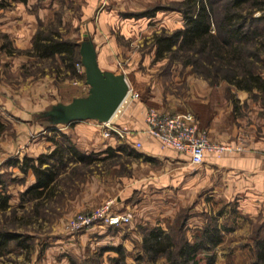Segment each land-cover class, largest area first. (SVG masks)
Instances as JSON below:
<instances>
[{
    "label": "rangeland",
    "instance_id": "1",
    "mask_svg": "<svg viewBox=\"0 0 264 264\" xmlns=\"http://www.w3.org/2000/svg\"><path fill=\"white\" fill-rule=\"evenodd\" d=\"M5 1L11 4V0ZM94 1L98 0H56L55 6H51V18L47 21L40 19L39 30L57 29L63 36L80 41L85 32H88L86 29H90L93 22L96 25V20L100 21L102 18L105 30L100 33L101 35H98L103 40L108 42L109 39L113 43L109 49L112 56L111 66L114 70L124 73L128 82L135 90L139 91L138 101L148 107L155 106L162 111L192 112L193 108L198 106L199 95L196 93L200 90V97L202 99L205 97L208 100L204 107L212 102L224 104L229 101L233 103L234 112L241 113L240 108L246 104L243 94L245 90L221 79L217 83H211L209 79L198 74L192 64H185L180 56L170 53L158 55L155 35L161 32H172L185 24L182 12L175 8L176 2L181 0H104L105 2H102V6L97 8L93 16L80 13L84 5L90 2L94 3ZM41 3L42 1L38 0L35 9H39ZM103 6H106V10L113 8L115 13L108 12L101 17L98 12ZM153 10L154 14H149ZM254 14L256 16L264 15V9L257 8ZM258 25L262 33L257 36L256 43L261 45L264 42V18ZM1 34L2 32H0V37H4V34L2 36ZM3 40L9 53L17 56L15 59L18 70H13L11 67V71L8 72V66H4V70L0 67V86L5 81L10 86L14 85L19 94L17 99L11 101L13 104L11 106H15L17 109L6 107L0 111V117L4 120L3 131L0 132V161L6 154L15 156L19 151L18 140L24 135H39V128H43L38 124L39 120L43 119L40 110H29V105L25 104L24 91H28L25 89V85L33 81L35 88H32L35 90V97L37 100L40 99L39 103L41 104L38 107L42 108L46 106L42 103L54 101L50 91L45 89V85L53 84L52 89L56 91V94L67 96L68 91L72 93L70 89L73 86L76 87L75 79L80 77L79 70L82 66L80 52L79 58L76 60L77 76L67 67L60 55L40 58L38 55L31 54L28 48L9 46L7 38ZM78 49L80 50V45H78ZM261 54H263L262 59L257 60L255 66L256 70L264 75V51ZM198 78L201 79L200 84ZM204 80L211 87L204 85ZM80 81L83 80L80 79ZM235 98L240 104L238 109H235ZM35 102L37 101L35 100ZM3 105L6 106V104ZM200 106H203L202 103ZM26 118H33L34 123L31 121L28 124L24 120ZM49 132L46 130L47 134ZM71 159L73 160L71 161ZM93 159L77 161L74 157H68L64 164H60L56 194L41 205L39 212L34 210L35 200L21 201V190L17 189L15 185L12 186L13 183L9 184V187H13L10 188L13 189L11 191L13 206L6 211L0 210V223L30 234L33 247L29 254L20 246L15 247L13 244L12 251L5 256H0L1 263L5 259L11 263L17 261L26 264H72V259L75 258L79 261L88 260L87 262L90 264H111L110 256L114 253L104 252L102 254L100 246L113 240L118 242L123 234L137 231L141 236L139 239H131L130 244L133 245V249L135 243L142 237L141 225L160 223L164 227H169L176 223L179 216L183 218L185 214L190 216L188 219L186 218L188 221L185 229L188 236L193 239L199 227L208 217L210 207L214 206L217 209L223 203L228 202H237L239 208L246 215L240 219L241 223L237 226L238 232H229L226 235L225 242L218 249L217 264H246L244 260L248 258L250 252L240 245L244 241L236 239L235 236L243 233L246 240L251 241L257 231L262 229L264 232V206L263 208H247L241 201L244 192L225 199L216 197L207 188L200 192H171L166 200L169 203L167 213L159 214L158 210L157 212L154 210L151 215H147L153 219L152 222L147 223H139L135 217L134 219L132 217L129 223L121 224L120 228L115 229V234L117 230H120L121 236L117 239L99 234L97 231L91 230L90 227L78 231L72 230L69 225L70 220L83 209L71 213L73 210L71 205L74 204V199L84 188L88 177L98 173L105 180H111L127 174L130 170L127 166L129 158L126 156L109 155L97 161ZM5 173L12 176V171L10 172L9 169ZM211 196L220 200L215 202L209 199ZM110 198L117 202V198L110 196L101 203ZM134 200H136V196L133 198ZM128 260L134 261V257L130 255Z\"/></svg>",
    "mask_w": 264,
    "mask_h": 264
},
{
    "label": "crops",
    "instance_id": "2",
    "mask_svg": "<svg viewBox=\"0 0 264 264\" xmlns=\"http://www.w3.org/2000/svg\"><path fill=\"white\" fill-rule=\"evenodd\" d=\"M41 1L39 9H35L38 0H11V4L5 0H0V32L4 34V37H0V67L3 70L4 66H8V72L11 71V67L13 70H18L15 59L17 56L9 53V49L7 50L5 47L4 38H7L6 41H8L9 46L28 48L32 54L33 39L39 30L40 19L47 21L51 18V6H55L56 0ZM102 2L105 1L98 0L94 3H87L82 7L80 13L93 16ZM114 11L113 8L106 10V6H103L98 14L102 17V15ZM103 21L102 18L100 21L96 20V25L92 21L93 24H89L91 25L90 29H86L88 32H85L82 40L78 41L82 66L79 70L80 77L75 79L76 87L73 86L74 88L70 89L72 93L68 91L67 96H60L52 89L53 84L46 83L45 89L50 91L54 101L42 103L46 106L41 108L38 107L41 106L40 99L37 100L35 97L33 81L28 82L25 85L26 87L24 86L28 90L24 91L25 104L29 105V110H40L43 119L42 121L39 120L38 124L43 128H39V135H24L18 140L19 151L16 152L15 156L6 154L1 158V172L9 169L10 172L12 171V176L18 177L17 180L13 181L12 186L15 185L17 189L22 191L35 183L37 178L32 168L24 172L19 164L9 163L10 158L22 159L25 155L38 157L40 154H49L56 150L58 143L63 142L66 145L68 141H71L87 153L95 152L94 157L96 159H93L94 161L109 156L108 147H112L113 155L129 158L127 166L130 169L127 174L111 180H105L98 173L90 175L84 188L74 199V204L71 205L73 208L71 213L82 209H90L101 203L105 198L114 196L117 198L115 209L118 211H131L133 219L135 217L137 222L147 223L152 222L153 219L149 216L154 210L156 212L158 210L159 214L167 213L169 203L166 200L171 192H200L206 188L211 190L216 197L225 199H230L239 192H244V197L241 199L243 205L247 208H263L264 92L257 90L259 96L254 97L250 95L249 91L245 90L243 94L246 104L240 108L241 113L239 114L234 112L233 103L229 101L224 104L212 102L204 107L208 100L205 97L203 99L200 97V90L196 93L199 95V103L197 107L193 108L192 112L196 115L200 124L208 129L212 140L237 144L241 135L246 137L245 145L240 149L225 150L223 152L207 151L204 161L200 164L192 163L189 154L164 146L157 137L146 131L148 106L138 101L140 97L124 99L110 118L114 123L129 127L134 131V135L126 140L120 138L117 134L105 135L104 121L98 118L67 119L64 117L62 112L71 110V105L75 99L87 97L90 94L91 84L87 80V68L84 58H88V62L97 63L107 73L124 74L114 70L111 66L112 56L109 49L113 43L109 39L108 42L103 40L98 35L105 30ZM80 79L83 81L81 82ZM198 79L200 84L201 79ZM203 84L211 87L206 80L203 81ZM15 88L14 85L6 84L5 81L1 84L0 111H3L6 107H11L13 110L17 109L15 106H11L13 105L11 101L17 99L19 94ZM199 89H201V86H199ZM201 103L203 106H200ZM3 104H6V106ZM24 120L28 124L31 121L34 123L33 118ZM46 130H49L50 134H47ZM61 132L66 133L67 138L62 137ZM53 134L56 135L53 136ZM137 141H140L142 145L135 146ZM122 142L128 143L127 147L120 148L119 145ZM68 156L72 157L70 151L66 153L63 162L57 160V165L64 164ZM74 158L77 161L80 160L75 156ZM54 159L56 158L54 157ZM11 187H9L10 192L13 191V189H10ZM135 196L136 200L133 201ZM148 214L150 215L147 216ZM120 226L121 224L109 225L99 222L90 228L99 234L106 235V237L117 239L121 235L120 230H117L115 234V229L120 228ZM140 236V232L131 231L123 234L118 242L113 240L104 245L122 243L126 248L132 249L131 239H139ZM105 252L117 253L114 249H108Z\"/></svg>",
    "mask_w": 264,
    "mask_h": 264
},
{
    "label": "trees",
    "instance_id": "3",
    "mask_svg": "<svg viewBox=\"0 0 264 264\" xmlns=\"http://www.w3.org/2000/svg\"><path fill=\"white\" fill-rule=\"evenodd\" d=\"M175 8L182 12L185 24L172 32L155 35L159 56L165 53L180 56L185 64H192L198 74L213 84L220 79L225 80L239 89L249 91L254 97L259 96L258 91L264 92V75L255 66L257 60L262 59L261 53L264 51V42L261 45L256 43L257 36L262 33L258 23L264 15L254 14L255 9H264V0H181L176 2ZM149 14H154V10ZM78 45V41L63 36L57 29H40L34 35L32 54L40 58L60 55L67 67L78 76ZM234 101L235 109H238V99ZM3 127L4 122L0 118V132ZM60 135L67 136L64 132ZM127 144L122 142L119 147H127ZM69 151L72 157L86 161L92 160L95 154L87 153L74 142L68 141L66 145L58 143L56 150L49 154H40L38 157L25 155L22 159L12 157L8 160L9 163L19 164L24 172L30 168L34 170L36 182L22 190L20 196L21 201L35 200L36 212L56 194L60 173L57 160L63 162ZM108 151L113 155L112 147H108ZM17 179L16 176L0 172V210L12 208L9 184ZM209 199L215 202L220 200L215 196ZM208 213L193 239L185 229L186 218L190 217L185 214L169 227L160 223L141 225L142 237L131 250L122 243L108 244L100 246V253L108 249L116 250L117 253L110 256L111 264H217L218 249L225 242L226 235L238 232L240 219L246 214L237 202L223 203L217 209L211 206ZM30 238V234L0 223V256L12 251L13 244L30 254L33 247ZM235 238L243 240L240 245L250 252L244 260L246 264H264L262 229L253 235L251 241H247L243 233ZM130 255L134 261L128 260ZM2 261L0 264H26L17 261L11 263L5 259ZM87 261L73 258L72 264H90Z\"/></svg>",
    "mask_w": 264,
    "mask_h": 264
},
{
    "label": "built area",
    "instance_id": "4",
    "mask_svg": "<svg viewBox=\"0 0 264 264\" xmlns=\"http://www.w3.org/2000/svg\"><path fill=\"white\" fill-rule=\"evenodd\" d=\"M139 96V91L128 82V91L124 99ZM146 122V131L150 135L157 137L164 146L189 154L194 164L202 163L207 151L223 152L240 149L246 141L244 135L239 137L237 144L212 140L208 130L202 127L191 111L165 112L150 106L147 108ZM104 129L105 135L117 134L124 140L134 135V131L129 127L116 124L111 119L104 121ZM141 145L140 141L135 142V146ZM115 203V200L110 198L94 208L77 212L69 222L70 228L78 231L99 222L109 225L129 223L133 217L132 212L118 211L115 209Z\"/></svg>",
    "mask_w": 264,
    "mask_h": 264
},
{
    "label": "water",
    "instance_id": "5",
    "mask_svg": "<svg viewBox=\"0 0 264 264\" xmlns=\"http://www.w3.org/2000/svg\"><path fill=\"white\" fill-rule=\"evenodd\" d=\"M87 80L91 84L87 97L75 99L71 110L62 112L65 118H98L107 121L124 100L128 91V81L124 74H110L95 62L84 58Z\"/></svg>",
    "mask_w": 264,
    "mask_h": 264
}]
</instances>
